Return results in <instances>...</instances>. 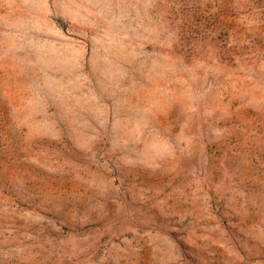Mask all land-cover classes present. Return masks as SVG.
<instances>
[{"label": "rangeland", "instance_id": "374dc122", "mask_svg": "<svg viewBox=\"0 0 264 264\" xmlns=\"http://www.w3.org/2000/svg\"><path fill=\"white\" fill-rule=\"evenodd\" d=\"M0 264H264V0H0Z\"/></svg>", "mask_w": 264, "mask_h": 264}]
</instances>
